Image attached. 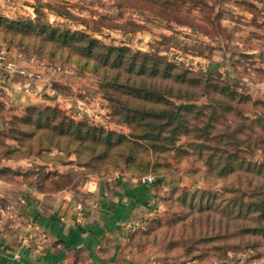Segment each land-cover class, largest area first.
I'll list each match as a JSON object with an SVG mask.
<instances>
[{
    "label": "rangeland",
    "instance_id": "1",
    "mask_svg": "<svg viewBox=\"0 0 264 264\" xmlns=\"http://www.w3.org/2000/svg\"><path fill=\"white\" fill-rule=\"evenodd\" d=\"M10 1L32 4L36 0ZM37 1L54 9H64L70 15L62 18L44 9L41 19L45 22L71 30L88 29L105 44L156 53L202 79L207 78L211 93L229 96L226 94L228 88L244 97V101L239 105L230 104L225 95L218 96L224 103L222 109L219 107L222 119L215 130L220 135L232 128L240 141L239 149L235 150L237 140L225 136L229 142L223 144L224 150L236 154L231 156L229 164L217 163V157L212 162L206 161L192 145L183 150H158L152 158L149 152L139 151L143 159H151L153 169H137L134 165L77 168L72 154L62 159L52 148L49 154L35 157L31 150L25 149L20 150L27 154L20 165L22 177H27L28 183L34 185L38 179H45L55 188L63 183L81 184L91 178L102 179L116 174L133 178L154 176L157 206L139 226L133 239V245L151 264H264V122L249 124L233 111L226 110V105H232L231 108L238 112L244 111L245 115L264 121V93L261 95V85H251L264 81V0L208 3L206 15L212 10L214 21L210 24L200 13L191 10L187 21L195 28L174 20L154 18L146 11L118 7L115 0ZM240 8L242 14L238 13ZM229 16L235 18L233 29L222 25V20ZM217 21L221 24L217 25ZM45 51L39 54L0 40V53L15 68L9 70L0 60L1 140L2 135H7L13 117L8 110L11 111L24 93L34 91L36 82L43 78H46L45 89L42 87L41 91L47 99L40 102L20 100L21 104L16 106L23 112L32 104L55 106L89 125L116 133L129 132L126 124L116 120L118 117L96 75L82 73L75 66L49 56L48 49ZM194 102L205 104L209 101L199 97ZM3 139L14 143L8 136ZM182 140L186 142V136ZM139 154L130 158L133 163L141 158ZM217 155L227 153L219 151ZM54 165L58 169H53ZM37 166L40 167L35 169ZM143 170L146 171L144 176L137 174ZM59 173H69V177H59Z\"/></svg>",
    "mask_w": 264,
    "mask_h": 264
},
{
    "label": "trees",
    "instance_id": "2",
    "mask_svg": "<svg viewBox=\"0 0 264 264\" xmlns=\"http://www.w3.org/2000/svg\"><path fill=\"white\" fill-rule=\"evenodd\" d=\"M217 1L115 0V3L118 7L146 11L154 18L174 20L195 28L188 24L187 14L191 10L197 11L203 20L211 24L214 21L212 10L207 16L205 8L208 3ZM35 2H23L32 8L35 16L33 19H9L0 15V40L12 47L36 51L39 54H45L48 49L49 56L75 66L82 73L96 75L101 89L106 92L114 115L118 117L116 120L126 124L129 132L116 133L76 120L58 107L32 104L23 113L13 115L10 119L7 135L2 136H8L14 143L0 139V159H23L27 154L20 150L25 149L31 150L36 157L49 154L54 148L56 156L62 159H67L72 154L73 164L77 168H97L99 165V169H108L118 165H134L137 169H153L151 159H143L139 151L149 152L152 158L158 150H183L192 145L198 155L208 162L217 157L215 161L219 164L230 163L231 156L236 154L224 150L223 144L229 142L226 135L229 139L237 140L236 132L229 128L227 134L223 132L219 135V131L215 130L220 125L222 116L219 115V110L224 103L218 96L225 94L217 96L211 93L207 78L202 79L182 65L163 59L156 53L132 51L126 46L102 43L88 29L71 30L45 22L41 19L44 9L62 18L70 15L64 9H54L37 0ZM219 24L221 22L217 21V25ZM230 90L227 88L226 94L229 96H224L230 104L239 105L244 101V97ZM199 97H205L209 102L196 104L194 100ZM226 106L227 111H233V114L249 124L264 122L245 115L244 111L238 112L231 108L232 105ZM185 136L186 142L182 140ZM238 142L240 141L235 143V150L239 149ZM219 151L227 155H217ZM136 153L141 158L133 163L130 158L137 156ZM38 167L40 166L35 169ZM0 169L1 174L9 168ZM53 169L58 167L54 165ZM145 172L143 170L137 174L144 176ZM57 176L67 178L69 173H59ZM27 179L23 178L28 182ZM75 183H63L54 188L45 179H38L32 185L37 190L54 192L80 184ZM149 183L153 186L156 184L154 176Z\"/></svg>",
    "mask_w": 264,
    "mask_h": 264
},
{
    "label": "crops",
    "instance_id": "3",
    "mask_svg": "<svg viewBox=\"0 0 264 264\" xmlns=\"http://www.w3.org/2000/svg\"><path fill=\"white\" fill-rule=\"evenodd\" d=\"M238 13H243L241 8ZM0 15L34 16L30 6L10 0H0ZM222 25L233 29L235 18L226 17ZM45 79L38 80L34 91L24 93L23 99L16 101L11 111L8 110L11 115L23 112L16 106L21 104L20 100L47 99L41 91ZM251 85H261L263 95L264 81ZM24 161L0 159V168H9L0 174V264H151L133 245L136 229L157 206L156 191L151 183L116 174L46 192L23 180L20 165ZM78 203L82 205L79 212ZM126 223H130V231L125 230ZM38 229L47 237L40 253L35 252L33 241L29 245L21 242L22 237L32 239Z\"/></svg>",
    "mask_w": 264,
    "mask_h": 264
},
{
    "label": "built area",
    "instance_id": "4",
    "mask_svg": "<svg viewBox=\"0 0 264 264\" xmlns=\"http://www.w3.org/2000/svg\"><path fill=\"white\" fill-rule=\"evenodd\" d=\"M4 58H5V55L1 52L0 53V60L2 62V65L4 67L8 68L9 70H14L15 69L14 68V64L11 63V62H7L6 60H4ZM51 91H52V89H51ZM142 180L144 182H151L152 181V177L151 176H145ZM81 206H82L81 203H78L76 205V209H77L78 212L81 210V208H82ZM124 226H125V230H128V231L131 230L130 223H126ZM46 239H47V237H46L44 231L41 230V229H38L32 239H29L27 237H22L21 238V242L23 244L29 245L30 241H33L34 243H36L35 252L40 253L43 250L44 244L46 243Z\"/></svg>",
    "mask_w": 264,
    "mask_h": 264
}]
</instances>
